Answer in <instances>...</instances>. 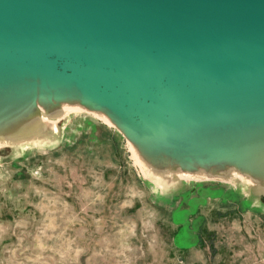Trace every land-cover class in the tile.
<instances>
[{
  "label": "water",
  "instance_id": "95a60500",
  "mask_svg": "<svg viewBox=\"0 0 264 264\" xmlns=\"http://www.w3.org/2000/svg\"><path fill=\"white\" fill-rule=\"evenodd\" d=\"M61 102L108 117L158 180L198 168L264 205V0H0V146Z\"/></svg>",
  "mask_w": 264,
  "mask_h": 264
},
{
  "label": "rangeland",
  "instance_id": "374dc122",
  "mask_svg": "<svg viewBox=\"0 0 264 264\" xmlns=\"http://www.w3.org/2000/svg\"><path fill=\"white\" fill-rule=\"evenodd\" d=\"M109 125L75 111L0 146V264H264L248 184L158 180Z\"/></svg>",
  "mask_w": 264,
  "mask_h": 264
},
{
  "label": "bare ground",
  "instance_id": "6f19581e",
  "mask_svg": "<svg viewBox=\"0 0 264 264\" xmlns=\"http://www.w3.org/2000/svg\"><path fill=\"white\" fill-rule=\"evenodd\" d=\"M51 105V104H50ZM38 107V106H37ZM44 107V108H43ZM40 107L38 108V113H40L38 116L37 114L35 115L36 117L33 118V119H30L32 121H35V120H38L39 123H43L44 126H47L49 125V122L51 121H54L55 119L57 118H60V117H63V116H66L67 114H69L70 112H75V111H86V112H90L87 108L81 106L79 103H76V102H61L59 104H52L51 106L49 107ZM49 109L51 111H49ZM91 114L95 115V117H99L101 118L102 120L103 119H106L107 121H109L110 119L108 117H106L105 115H97L96 113H93V112H90ZM105 121V120H104ZM110 125L111 126H116L111 120H110ZM109 125V126H110ZM128 145H129V148L131 149V151L133 152V154L136 156V157H139V158H143V156L141 155L140 153V150L138 149V147L127 141ZM145 159V158H143ZM147 160V159H145ZM147 163H150L149 160H147ZM220 166L221 165H216V166H208L206 167L207 169V172L209 173V175H217L219 174L221 171H223L227 166H224V167H221L220 169ZM174 168H176L177 170H179L178 167H175L173 166ZM219 167V168H218ZM210 168V171L209 169ZM216 168V169H215ZM177 170H171L169 169L170 173L171 174H176L177 175H182L183 172L184 173H187L185 172L184 170H182V172L180 171H177ZM191 171V172H190ZM189 173L191 175L193 174H196L198 172V169H193V170H190ZM200 173H198L197 175H199Z\"/></svg>",
  "mask_w": 264,
  "mask_h": 264
}]
</instances>
